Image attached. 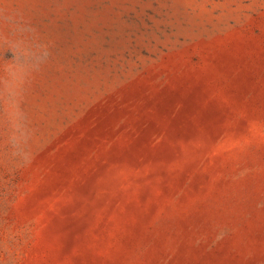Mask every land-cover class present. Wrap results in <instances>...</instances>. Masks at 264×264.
<instances>
[{
  "label": "rangeland",
  "instance_id": "rangeland-1",
  "mask_svg": "<svg viewBox=\"0 0 264 264\" xmlns=\"http://www.w3.org/2000/svg\"><path fill=\"white\" fill-rule=\"evenodd\" d=\"M0 264H264V0H0Z\"/></svg>",
  "mask_w": 264,
  "mask_h": 264
}]
</instances>
